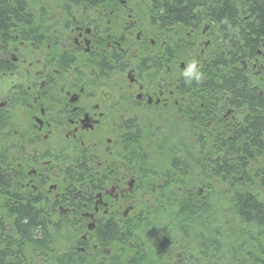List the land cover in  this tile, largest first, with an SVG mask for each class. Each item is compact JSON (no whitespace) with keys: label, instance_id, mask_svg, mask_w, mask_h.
<instances>
[{"label":"flooded vegetation","instance_id":"af4514ba","mask_svg":"<svg viewBox=\"0 0 264 264\" xmlns=\"http://www.w3.org/2000/svg\"><path fill=\"white\" fill-rule=\"evenodd\" d=\"M150 3L4 1L0 205L51 224L68 218L81 231L77 252L99 224L120 223L155 195L147 183L165 132L180 124L186 144L188 126L212 110L182 76L192 61L202 68L210 25L172 31L147 14Z\"/></svg>","mask_w":264,"mask_h":264},{"label":"trees","instance_id":"16d2710c","mask_svg":"<svg viewBox=\"0 0 264 264\" xmlns=\"http://www.w3.org/2000/svg\"><path fill=\"white\" fill-rule=\"evenodd\" d=\"M4 1L0 17L11 11ZM149 1L147 14L172 31L210 25L202 79L193 85L212 110L188 126L186 144L180 124L165 132L164 155L156 154L162 162L147 183L152 202L118 224H99L85 256L74 251L81 231L68 218L51 224L30 208L2 203L0 264H23L27 246L46 258L50 235L61 237L66 226L70 250L45 263L264 264V0ZM224 108L234 110L233 120L222 117Z\"/></svg>","mask_w":264,"mask_h":264},{"label":"rangeland","instance_id":"374dc122","mask_svg":"<svg viewBox=\"0 0 264 264\" xmlns=\"http://www.w3.org/2000/svg\"><path fill=\"white\" fill-rule=\"evenodd\" d=\"M249 73H253V74H256L258 75V71L256 68H250L248 69ZM234 117V114H229L228 117L229 119H231L230 117ZM155 150H156V154L160 157H162L164 154L162 153L161 149L160 148H156L155 147ZM157 162H162V160L160 159H157ZM138 206H144L146 204H149L152 202V198L151 197H148V196H145V197H140L139 200H138ZM139 209V208H138ZM131 216V213L129 214ZM163 218H166V217H163ZM162 219V218H161ZM52 228H50L49 230H51ZM68 233H69V229L68 228H64L62 229L60 232H59V235L58 236H61V237H56V234H51L50 235V240H51V243L48 245L47 247V251H46V254H45V251H44V254H45V257L44 258V255H40V254H43V251H36L35 248H34V254H32V251H33V247L31 248L30 246H27L24 248L23 250V256H24V259L26 260L24 263L25 264H47L48 260H54L55 258V255L54 254H60L62 252H65V251H68L70 250L69 247L71 245H69L68 243H66L68 241V239L66 238L68 236ZM35 234V233H34ZM37 234V233H36ZM74 235V234H73ZM79 235H77L78 237ZM38 239V237H36ZM35 237L33 236L32 240H34ZM73 239V238H72ZM74 251L77 252V250L74 248ZM107 253V251H106ZM86 253L83 254V256H85ZM46 259V260H44ZM44 261H47L46 263ZM23 263V264H24ZM49 264V263H48Z\"/></svg>","mask_w":264,"mask_h":264},{"label":"clouds","instance_id":"9594fccd","mask_svg":"<svg viewBox=\"0 0 264 264\" xmlns=\"http://www.w3.org/2000/svg\"><path fill=\"white\" fill-rule=\"evenodd\" d=\"M182 76L187 83H191L192 81L199 82L202 79V73L198 69L195 61L186 65L184 71L182 72Z\"/></svg>","mask_w":264,"mask_h":264}]
</instances>
